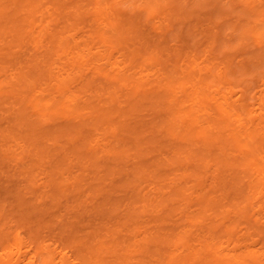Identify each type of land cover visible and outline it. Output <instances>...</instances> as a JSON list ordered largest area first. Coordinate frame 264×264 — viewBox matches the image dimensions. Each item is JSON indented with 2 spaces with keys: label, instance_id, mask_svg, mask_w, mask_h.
I'll return each mask as SVG.
<instances>
[{
  "label": "rangeland",
  "instance_id": "rangeland-1",
  "mask_svg": "<svg viewBox=\"0 0 264 264\" xmlns=\"http://www.w3.org/2000/svg\"><path fill=\"white\" fill-rule=\"evenodd\" d=\"M108 1L113 4L117 17L119 21L121 19L123 26L131 28V31L127 32L126 35L123 32L124 37H122L121 33V40H116V38L104 39L102 37L104 26H101V21L104 19L105 11L110 8V5H106L108 2L106 3L101 0H16L17 3L11 6H9L10 3L7 4L9 7H7L6 11L10 14H15L18 11L17 8H20L16 16L22 28L20 31L7 30L6 34L0 33V150L2 151V153L0 152V159L2 160H0V204H2L0 205V211L3 214L5 209L4 214H6L2 216L0 212V242L3 243V247L5 248L4 251L2 243H0V252L3 250L4 253L7 252L6 256H9L8 259L6 257L4 259L3 252L0 253V256H2L0 257V264H7L12 260L13 264H25L28 261H32L35 250L37 251V245L39 247V243L45 240L46 243H44L51 247L53 254L60 247L57 250L58 252H56L57 254L55 253L52 256L57 258L60 264L67 261V264L70 261V264H123V262H125L124 264H129L133 259L135 261L131 264H143L137 263L141 259L144 261L151 260V263H155V257L159 256L150 257V253L142 251L139 244H142L140 242H144V238L151 237L156 232L163 231L168 233L169 230L175 234L186 232L185 236H187V240L190 242L188 244L179 242L171 246L170 253L166 254L167 256H171L170 264H189L184 262V254L190 250V247L196 246L198 241L203 242L207 236V231L205 230L209 222L207 218L205 219L206 216L200 213L203 207L201 204L204 201L202 199L205 191L201 192L197 190L198 187L194 186L193 178L184 180L180 176L185 166L177 167L171 163H166V165L162 163L160 166H153L152 169L153 158L159 160L163 156H172L170 154L173 153L169 152L171 151L170 147L168 146L167 148L166 146L168 145L167 142L176 143L177 141L175 135L162 136V133L160 134V132L154 130V124L158 123L161 118L159 110H155V104L157 105V103L153 101L166 99L163 97L160 99L158 96L166 93H164L166 91L164 85L170 82V75L178 74L184 78L185 84L178 85V82L174 81L175 87L171 90L169 100L171 103L175 102L177 106H180L182 110L180 114L187 113L186 115L189 114L188 116L190 117H198L200 115L201 119L215 117L219 115L218 108L219 103H221L217 98L225 97L230 104L231 102L233 103V105L231 104L233 106L231 109L226 108L229 112L226 113L227 116L224 121L228 125L223 131L225 136L234 133L239 135L245 134L251 117L264 116V74L257 72L255 74L244 75L242 73V76H240L243 71L240 63L243 61L246 63L245 59L255 54L254 52H257V49L252 43L247 48L248 54L242 51L246 48L239 50L237 43L238 35L235 30L236 25L247 23V19L242 17L240 11L247 7L254 8L255 10H264V0H221L220 3H217V6L204 5V7H197L194 4L196 0H173L174 3L171 4L161 0V9L159 11L157 9V11L150 14H143V1L145 0ZM21 5L24 7H21ZM33 8L35 10L31 12L30 10ZM261 18L262 16L257 18L258 20L252 22V25L259 24L262 21ZM2 19L0 18V20ZM32 21L38 24L43 21V31L36 34L29 33L32 29ZM131 21L132 24H130ZM1 22L3 23V21ZM6 25L11 26L12 24L7 22ZM2 29L0 27V31ZM39 34L44 35V48L39 45V50L32 48L26 54L28 46H25L24 43L32 41L31 37ZM136 34L138 37L135 36ZM51 35L65 38L69 42L66 45L68 50L71 49V51L77 54V51L73 47V37L75 35L80 45L86 49L84 56L81 58L74 57L70 61L61 48H56ZM111 35H114V33H111ZM214 35L219 36L215 38ZM257 37L259 36L257 35ZM252 40H249V42ZM144 44L148 46V49H142ZM47 46L52 50L49 51ZM133 49H140V54L138 55V51L136 53L137 59H132L134 56L132 54ZM43 50H46V52L48 50L47 54ZM31 52L39 60L47 58L48 63L41 65L42 69L46 72H49V67L59 65L62 68V73L63 71L65 73L66 71H70L71 68L73 69L71 67L72 62L78 66L77 70L75 69L74 71L75 75L73 74L74 76L69 82L71 92L68 96L64 97L62 95L60 97L61 94H58L57 90H55V95L53 92V97H49V95L52 96L50 94L52 92H48L50 90L47 89L48 91L44 93V90H46V86L43 87L46 85L44 81L41 83V89L40 84L36 85L37 87L29 93L30 97L28 92L27 94L26 92L22 93L25 81L17 77L19 75H17L18 70L15 64L20 66V64H17L18 61L25 60L32 54ZM141 55L153 57L154 62L142 61L140 59ZM228 63L229 65L231 63L232 67ZM23 66H27V64L24 63ZM208 67L212 68L214 76L219 74L220 70L223 69V74H227L229 80H219L218 75L216 77L210 75L211 77L208 80L209 86L206 88L207 95L205 97L201 89H199L200 86L197 82L191 79V75L208 78ZM231 68L238 69V73L236 72L237 78L229 76ZM240 70L242 71L240 72ZM35 71L36 73L38 72L37 69ZM93 76L96 78L93 79ZM171 78V84H173V77ZM51 83L56 84L57 82L52 81ZM41 90L44 95L41 93ZM148 95L150 96L148 97ZM21 96L28 97L26 99L27 104L24 105L25 108H22L23 106L20 100H18ZM54 97L55 99H53ZM62 97L63 99H61ZM112 97L116 98L117 105L115 107L120 110V113L113 114L112 120L107 121L105 114H109L113 109L112 106L108 107ZM40 100L41 105L45 103L50 104L52 100H54L55 105H58L59 102L60 108H62L59 111L60 114L53 117L44 115V117L39 118L36 111L38 107H35V105ZM199 100L203 101L199 102ZM201 104H204V106H200ZM243 104H246L245 111L242 110ZM18 107L24 109V111L26 110L28 122L24 126L22 124L21 133L18 130L17 132L15 131L16 134H12L10 133L14 132L12 127L18 123L16 117H14L18 115ZM204 107H207V109ZM95 118V122L99 120L101 123H94L93 119ZM10 119L12 125L11 123L9 124ZM149 122L151 123L149 124ZM125 124L132 128L121 130L120 125ZM28 125L34 127L36 131L35 138L26 130L28 129ZM10 126H12L11 130H8ZM113 127H116V131L118 132L114 130L113 133ZM49 130L50 134L47 133ZM69 131L71 132L69 133ZM203 131L209 132L212 130ZM53 132H55V136L57 135V137L53 136ZM79 137L80 139L78 140ZM137 137L139 140L141 139L142 148L135 147ZM158 137L162 140L164 138V140H157ZM120 138L124 139V146L122 148L126 147L129 152L127 153V157L125 155L121 160H117L107 150L110 147H117L119 142L116 140ZM84 143V147L88 151L85 154L78 153V146ZM159 144L160 146L162 145V148L157 147ZM106 145H108V148H106ZM42 147L46 149V155H42ZM3 148L6 152H4ZM212 148L214 153L225 152L226 155L222 158H227V156L232 157V160L237 161V163L238 160L248 157L247 152H241L231 144L225 143L222 145L218 143ZM96 152H99L97 163L94 161L95 157H93ZM2 155H6L5 160H3ZM66 156L69 157V160L64 162ZM255 157L258 160V165L255 167L259 168V157L256 155ZM145 164L149 166V174L147 171L142 175L144 179L137 182L138 184H131L132 190L130 187L127 188L126 185L130 182L129 180L140 175L137 168L141 165L145 166ZM58 167L62 169L58 171ZM131 167L132 169L130 170ZM231 171H234V169H231ZM174 172L176 175L173 174ZM229 174L220 172L215 168L204 170L201 185H203L205 190L208 189L207 191L211 192L212 190L213 192L217 190L219 183L222 184V180L225 177L229 178ZM164 175H167L168 178ZM74 176L76 177L74 178ZM72 178L74 180L79 178L80 181H74ZM150 178L154 180L151 181ZM169 178L171 179V183ZM249 178L250 176L247 174L242 179V183L248 186ZM165 179L167 183L164 181ZM178 183L180 188L183 186L180 193L176 190V184ZM255 183H258V181H255ZM168 184L169 186L167 187ZM74 185H76V189L73 188ZM223 185L222 187L220 186V189L218 188L219 193L215 196H221L220 193H222ZM135 187L144 199L146 195L147 198L137 205L140 207L137 220L127 223L125 220L129 215V207H127L125 201L128 203L129 196L133 195ZM150 189L152 190L150 191ZM80 190L84 192L80 193L81 196L79 194ZM200 194L203 195L201 196ZM40 195H43V197L39 199ZM47 196L49 197L47 198ZM162 196L164 197L163 199ZM165 196L168 198H165ZM148 198H152L156 203L154 202L152 205H149L148 201L150 202V200ZM37 199L38 201L42 199L41 203H37ZM158 199L159 201L171 199L170 216L167 215V210L163 203L158 204ZM256 199V197L251 199V204L253 205L251 208L256 209L255 214L258 215L259 213L260 215V217L256 215L255 218L264 220V209L263 214H260L258 208L262 203L258 199V205L256 206ZM118 200H120V206H118ZM109 201L113 204H107ZM226 203L228 207L229 203ZM80 204L83 205L80 206ZM90 205H92V210L94 211L91 210ZM104 206L109 208V211L113 208L112 211L116 210L115 212H119V214L108 219V215L103 214L101 211V209H104ZM94 207L98 211H95ZM227 207L225 206L224 208ZM24 213L25 215H23ZM210 213L214 214H211V217L215 219L216 214L213 211L211 212V210L207 212L209 215ZM6 217L8 219L4 220ZM231 217L234 218L233 214ZM217 218H222V216L218 215ZM240 219L238 220L239 223H237V229L245 231L247 225L244 222V218ZM5 221L10 225L5 224ZM25 223L27 224L24 228ZM241 224L245 225L244 228H242ZM239 225L241 227H238ZM172 226L178 227L177 230H173ZM5 228H8L7 231ZM30 230L34 233H32L34 237L30 233ZM16 232L18 234L21 233L25 238L32 239L25 241L26 244L27 242L31 243L30 245L28 243L29 246L26 245L25 251L23 250L24 247L20 250V252L22 251V258H20V252L19 255L17 254L19 244L14 245V243L17 244L18 242L13 238L14 234L17 240L16 236L18 235ZM6 235L7 238L8 236H13L14 242L9 243V240L11 242V238L7 239ZM4 238L9 244L6 245V241L3 242ZM259 239L256 238V242L254 241L257 248L263 245L261 243L263 241ZM49 241L53 242L50 243ZM115 241L122 242L123 245L129 244L130 248L128 250H131L132 256L128 257L129 254L127 255V253L129 252L124 248L118 247L115 250L114 248H109L113 243L116 244ZM4 243L8 249H6ZM62 246L65 247V253ZM33 247L35 248L33 249ZM107 247L109 249H106ZM11 251L12 254L10 253ZM23 251L24 254L28 253L23 256ZM28 254L30 260H28ZM15 255L16 257L18 256L17 260ZM43 256L46 257L44 260ZM67 256L69 259L71 258L70 261ZM122 258L124 259L122 260ZM47 259L48 257L45 254L40 255L39 264H59V261L56 259H51L52 261L48 259V262Z\"/></svg>",
  "mask_w": 264,
  "mask_h": 264
},
{
  "label": "bare ground",
  "instance_id": "bare-ground-1",
  "mask_svg": "<svg viewBox=\"0 0 264 264\" xmlns=\"http://www.w3.org/2000/svg\"><path fill=\"white\" fill-rule=\"evenodd\" d=\"M101 1L106 2V3L108 2L106 5H110L109 9L106 8L107 10L105 11L104 19H103V21H101L102 22L101 26H104V28H103L104 31L102 32V37L104 39H106V38H116V40H121L122 39L121 38V33H122V37H124V33L126 35L127 32L131 31V28L130 27L129 28H125V25L123 26V24L121 22V19L119 21V18L117 17L116 9L113 7L112 3H110L108 0H101ZM143 2H144L143 14L144 13L150 14V13H152L154 11H157V9H158V11H159V9H161V7H160L161 0H145ZM164 2H169V4L174 3L173 0H164ZM220 2H221V0H196V1H194V4L197 5V7H204V5H212V6L216 5L217 6L218 5L217 3H220ZM8 3H10L9 6H11V5H13V4L17 3V2H16V0H0V18H3L2 20H0V27L3 28L2 31H0V33H3V34H6L7 30L20 31L21 28H22L21 25L18 23V19H17L18 17L16 16V14H17V12L19 11L20 8H17L18 11L15 14H10L9 12L6 11L7 7H9L7 5ZM21 7H24V6L21 5ZM181 7H182V4H181ZM218 8H219V6H218ZM34 10L35 9L33 8L30 11L34 12ZM176 11H177V8H176ZM240 12H241L242 17L247 19V23L235 26V30L237 31V35H238V41H237V43L239 45L238 49L241 50V49H245L246 48L245 50H242V51H244L245 53L248 54V49L247 48L250 45H252V43L254 44V46L257 49V52H254L255 54H253L251 56H248L245 59L247 61L246 63L244 61L240 63V67L243 70V71L240 70V72L242 71L240 76H242V73H244V75L255 74L257 72H259L260 74H264V15H263L264 10H260V9L255 10L254 8L247 7L245 9H242ZM261 16H262V18H261L262 21H260L259 24L252 25V22H256L258 20L257 18H260ZM1 21H3V23ZM7 22L11 23L12 25L11 26L6 25ZM133 22H134V20H133ZM127 24H129V23H127ZM130 24H132V21L130 22ZM260 24H261V26H260ZM43 25H44L43 21H41L39 24L36 23L35 21H32V23H31L32 29L29 31V33L30 32L34 33V34L40 33L41 31H43ZM121 29H123V30H121ZM111 33H114V35H111ZM257 35L259 37H257ZM43 36L44 35H41V34H39V35H37L35 37L33 36V37H31L32 41H28V42L24 43L25 46H28L26 54L28 53V50H32V48L33 49H38L39 45L41 47L44 46L43 44H44L45 40H43ZM135 36L138 37L137 34ZM216 36H219V35H214L215 38H216ZM51 38H52L53 42L56 44V48L57 47L61 48V50L65 53V56L69 57L70 61L74 57L81 58V57L84 56V53H85L86 49L83 48L80 45V43L78 42L79 40L76 38L75 35L73 37V40H74L73 41L74 42V46L73 47H74V50L77 51V54H75V52L71 51V49L68 50V47L66 45L69 42L67 40H65V38L60 37V36H56V35H51ZM249 40H252V41L249 42ZM47 49H49V51L52 50L49 46H47ZM142 49L146 50V49H148V46H146V44H144ZM41 50H42V48H41ZM41 50H40V52H41ZM137 51H138V55H139L140 54V52H139L140 49H137V50L133 49L132 54L134 56L132 57V59H137V57H136ZM43 52H46V50L45 51L43 50ZM47 52H48V50H47ZM47 52H46V54H47ZM33 53H34V51H33ZM33 53L30 54L25 60H19L17 64H20V66L15 64V67L17 66L16 68L18 70L17 75H19L17 77H19L20 79L25 81V84L23 86V91L21 90L22 93L26 92V94H27V92H28V95H29V93L33 89H35L37 87L36 85H38V84H40V89H41V83L44 81L46 83V85H44V86H43L44 83L42 84L43 87L46 86V90H44V93L46 91H48V90H50L48 92H52V93H50V94H52V96H50L48 94L49 97H53V92L55 90H57L56 92H58V94L59 93L61 94L60 97L62 95L64 97L68 96L69 93L71 92L70 91L69 82L72 80L73 76L75 75L74 71H75V69L78 66H76L75 63L72 62V66H71V64H70V66L73 67V69L71 68L70 71H66L65 73L63 71V73H62V68L59 65L58 66H53V67L50 65L51 68L50 67L48 68L49 72H46V71H44L42 69L41 65L44 64V63L45 64L48 63L47 60H46L47 58L46 59L43 58V59L39 60V58L36 57ZM38 54H39V52H38ZM40 58H41V55H40ZM140 59H142V61L149 62V63H153L154 62V58L153 57H145L144 55H141ZM49 61H50V59H49ZM194 62H195V60H194ZM24 63H26L27 66H23ZM228 65H229V63H228ZM213 66H214V64H213ZM229 66L232 67L231 63H230ZM44 67H45V65H44ZM46 67H48V66H46ZM210 67H208V71H209L208 72L209 73L208 74V76H209L208 78H204V77L202 78V76L201 77H196V75H191L192 76L191 79L195 80L194 82H197V84L200 86L199 89H201V91L203 92L204 96L207 95L206 94L207 93V89L206 88L209 86L208 80L210 79L211 76L216 77L218 75L217 77H219V80H223V79L229 80L228 75L227 74H223V69L220 70L219 74L214 76L213 73H212L213 70ZM24 69H26V71H24ZM36 69L38 71L37 73L35 71ZM257 69H259V71H257ZM64 70H66V69L64 68ZM237 70L231 68L230 73L228 72L229 76L231 75L232 76L231 78H237V76H236V72L238 73ZM226 71H228V70L226 69ZM67 73H69V74L67 75ZM65 74H66V77H65ZM171 77H173V84H171V82H172V80H171L172 78ZM95 78L96 77L93 76V79H95ZM52 81L53 82L55 81L57 83L56 84H52L51 83ZM174 81L178 82L177 83L178 85H184L185 84L184 78L180 77V75H178V74H173L172 76L170 75V82H167V84L164 85L165 86V90H166V91H164V93L165 92L166 93L164 95H162L163 94L162 93V94H160V96H158V98L160 97V99L162 97L166 98V99L165 100L163 99L162 101L161 100H154L153 101V102L157 103V105L155 104V106H156L155 110L156 109L159 110V116H160L161 119H160V121L158 123H155L154 126L153 125H151V126H153V128H154V130L156 132H160V134L162 133L163 134L162 136L175 135L176 138H177V141H176V143L167 142V144H168V145H166L167 148L169 146L170 147L169 149H171V151H169V150H167V151L172 152L173 154H170L172 156H166V157L163 156L162 159L160 158L159 160H155L153 158V160H155V161L152 160L153 163L151 164V167L153 169V166H160L162 163H165V165H166V163H168V164L171 163L172 165H176L177 167L185 166L184 171L182 170V173H180L181 174L180 176H182V178L184 180L193 178L192 180L194 181V186L196 188L198 187L197 190H199L201 192L205 191L203 199H202V201L204 200L203 203L201 201V203H202L201 206L203 205V207L201 208L202 211H200V213L204 214L206 216L205 219L207 218V220L209 222L207 227H206V230H205V231H207V236H206V238H205V240L203 242L198 241V243H196V246L190 247V250L187 251V253L184 254L185 255L184 262L185 263H189V264H264V220L262 219L263 220L262 221L261 218H255V216L257 215V214H255L256 209H252L251 208L253 206L251 204V199L253 197H256L257 198L256 199V201H257L256 202V206L258 205V199H259L261 201V203H262V205H260L258 207L259 208V212H260V214H263V209H264V116L259 115V116L251 117L249 119V126H247V132H245L246 135L245 134H240L239 135L237 133H234L232 135L225 136L223 134V131L225 130V128L228 125L224 121L226 120V116H227L226 113L229 112V111L226 110V108L228 107L229 109H231V107H233L232 106L233 103L231 102V104H232L231 105L230 102L227 99H225V97L217 98L219 102L221 101V103H219V108H218L219 109V111H218L219 115H216L215 117L213 116V117H209V118L206 117L204 119H201L202 117L200 118L199 117L200 115H198V117H192V116L190 117V116H188L189 114L186 115L187 113L186 114L184 113L185 115L184 114H180L182 112L180 106H177L175 104V102L171 103V101L169 100V98L171 97V90H173L174 87H175ZM21 86H22V84H21ZM49 87H50V89H49ZM40 89H39V91H40ZM42 90H41V93H42ZM38 94H39V92H38ZM42 94H40V95H42ZM54 95H55V92H54ZM149 96L150 95H148V97ZM29 97H30V95H29ZM60 97H59V99H60ZM27 98L24 97V96H21V97L18 98V100H20V102H21V105L23 106L22 108H25L24 105L27 104V102H26ZM221 98H222V100H221ZM47 99H49V98L47 97ZM53 99H55V97ZM61 99H63V97ZM52 101H53V103H52ZM52 101L50 102V104L45 103L43 105H41V100H40V102H36L35 107H38L36 109V111H37V115L39 116V118L44 117V115L49 116V117H53V116H56V115L60 114L59 111H61L62 108H60L59 102H58V105L57 104L55 105L54 100H52ZM202 101L199 100V102H202ZM167 103H169V105H167ZM137 104H139V103H137ZM116 105H117L116 104V98L112 97L110 102H109L108 107L112 106L113 109L111 110V112L109 114H105L106 118H107V121L108 120L109 121L112 120L111 118H113L112 117L113 114L120 113V110L115 107ZM200 106H204V104L203 105L201 104ZM22 108H19V110L16 109L18 111V113H17L18 115L14 116V117H16V121H18V123L16 124V121H15L16 125L14 127L10 126V129H8V130H11V127H12V130L14 131V132H10L12 134H16L15 131L17 132L18 130L21 133L22 124L24 126L28 122V120L26 119L28 114L26 113V110L24 111V109H22ZM137 108H139V106H137ZM204 108L207 109V107H204ZM16 110H15V112H16ZM242 110L243 111L246 110V104L242 105ZM181 115H183L184 117L181 116ZM11 119H13V118H11ZM11 119H10L9 124L11 123V125H12ZM93 120H94V123H96V124H100L101 123V122H99V120H97L95 122L96 118L93 119ZM186 120H189V121H186ZM150 123L151 122H149V124ZM116 127H113V129H112L113 133H114V130L116 131V129H117ZM120 128H121V130H127V129H130L132 127H130V126L128 127L125 124V125H120ZM26 130L29 131V134H32L33 136L36 135V131L34 130L33 126H29L28 125V129H26ZM61 130H62V128H61ZM203 130H205V131L212 130V131L204 132ZM245 130H246V128H245ZM70 132L71 131H69V133ZM116 132H118V131H116ZM43 133H44V131H43ZM47 133L50 134V130ZM151 133H152V131H151ZM157 135H158V133H157ZM53 136H55V132H53ZM40 137H41V135H40ZM55 137H57V135ZM71 137H72V135H71ZM151 137H152V135H151ZM34 138H35V136H34ZM34 138H33V140H34ZM73 139H74V137H73ZM79 139H80V137L78 138V140ZM152 140H153V138H152ZM155 140H156V138H155ZM157 140H162V139H159V137H158ZM163 140H164V138H163ZM75 141L77 142L76 139H75ZM116 141L119 142V145H117V147H115V148L110 147V149H108L107 152L109 154H113L114 157L117 160H121L123 158V156L126 155V157H127V153L129 152V150L126 147L122 148L124 146V144H123L124 143V139L123 138L122 139L120 138L119 140H116ZM135 141H134L135 144H136L135 147H138V148L139 147L140 148L143 147L141 142H140L141 139L139 140V138L137 137V139ZM218 143L222 144V145L225 144V143L231 144V145L237 147V150H239L241 152H247L248 153V157H246V158H244L242 160H238V163H237V161H233L232 157H228L227 156V158H222V157H224L226 155L225 152L214 153L212 151V149H213L212 147L215 144H218ZM107 144L109 145L108 142H107ZM84 145H85V143L83 145L78 146V150H79L78 153L85 154V152L88 151L87 149H85ZM108 145H106V148H108ZM152 145L154 146V144H152ZM164 146H163V149H164ZM157 147L158 148H162V145L160 146V144H159V146L157 145ZM3 150H4V148H3ZM41 151H42L41 152L42 155H46L47 154V151H46L45 148L42 147ZM76 151H77V149H76ZM158 151H159V149H158ZM0 152L2 153L1 150H0ZM4 152H6V151L4 150ZM94 155H95V156H93V157H95L94 161L97 163L98 162L97 161V157L99 156V152H96ZM159 155H160V153H159ZM166 155H167V153H166ZM255 155L259 157V160H260L259 161V165H260L259 168L260 169L255 167L256 165H258L257 164L258 160H257V157H255ZM5 156H3V158H4L3 160H5ZM163 158H164V160H163ZM67 160H69V157L66 156V159L64 160V162H66ZM137 165H139V163H137ZM141 166L137 168L138 174H140V175L138 176V174H136V176H138V177H136L134 179H130L129 180L130 182L128 183V185H126L127 188L130 187L131 184L133 185V183H137L140 180L144 179V177L142 175L149 170V166H146V164H145V166L144 165H141ZM213 168L218 169V171H220V172L230 173L229 174V178L225 177L224 180H222V184H224V185H223V189L221 190L222 193H220L221 196L220 195L215 196V195H217V193H219L218 188L220 189V186L222 187V184L219 183L217 185L219 187L218 188L216 187L217 190H215L213 192H212V190H211V192L207 191L208 189L205 190L203 185H201L202 184L201 178H202L204 170H209V169H213ZM61 169L62 168L58 167V171L61 170ZM131 169H132V167L130 168V170ZM231 169H234V171H231ZM115 171H116V169H115ZM151 172L153 173V171H151ZM147 173L149 174V171ZM133 174H134V172H133ZM173 174L176 175L175 172ZM247 174H249V176H250V178H249L250 181H249V185L248 186H246L244 183H242L243 182L242 179L245 178L247 176ZM164 176L167 177V175H164ZM177 176H178V172H177ZM75 177L76 176H74V178ZM128 177H129V175L127 176V179H128ZM74 178H72V180H74ZM166 179L164 181H166ZM76 180H77V182L80 181L79 178H77ZM76 180H74V181H76ZM152 180H154V179H151V181ZM127 181H126V183H127ZM177 181H178V178H177ZM255 181H258V183H255ZM145 182H146V180H145ZM123 183H124V181H123ZM166 183H167V181H166ZM168 183H169V180H168ZM170 183H171V179H170ZM182 184H183V182H182ZM76 185H74L73 188H75ZM160 186H161V184H160ZM168 186H169V184L167 185V187ZM140 188H141V186H140ZM150 188H151V186H150ZM158 188H159V185H158ZM176 188H177L176 190L180 193V191L182 190L183 186H182V188H180L179 183H178V184H176ZM131 190H132V188H131ZM151 190L152 189H150V191ZM167 190H168V188H167ZM20 191H21V189H20ZM133 191H134V193L132 192L133 195L129 196V194H128V196H129L128 203L125 201L127 207H129V213H128L129 215H128V217H126V220H125L127 223L128 222H134V220H137V217L139 215L138 210L140 208L137 205L141 201L146 200V198H147V195H146V198L144 199V197L141 196L140 192L137 191L136 187L133 189ZM150 191H149V195L151 194ZM169 191H170V189H169ZM164 192H165V190H164ZM80 193L82 194L84 192L82 190H80L79 194ZM81 194H80V196H81ZM86 196H88V195H86ZM191 196H192V194H191ZM42 197H43V195H40L39 199L42 198ZM48 197L49 196H47V198ZM51 197H53V196H51ZM163 198L164 197L162 196V199ZM165 198H168V197L165 196ZM170 198H171V196H170ZM53 199H54V197H53ZM19 200H21V198H19ZM120 200H118V202H119L118 206H120ZM149 200H150V202L147 200L148 203H150L149 205H152L155 202V201L152 200V198L149 199ZM41 201H42V199H41ZM41 201H38V199H37V203L38 202L41 203ZM158 201H159V199H158ZM2 202H3V200H2ZM225 202L229 203L228 207H227V203L225 204ZM253 202H255V201H253ZM37 203H36V205H37ZM161 203H163L164 207L166 208L167 215L170 216L171 215V206H170L171 205L170 204L171 203V199H166L165 201L164 200L163 201L160 200L158 204H161ZM190 203H192V202H190ZM20 204L22 205L21 202H20ZM107 204H113V203H111V201H109ZM143 204H145V203L143 202ZM0 205H2V204H0ZM82 205L80 204V206H82ZM225 206L227 208H224ZM254 206H255V204H254ZM2 207L4 208V206H2ZM45 207H46V205H45ZM5 208H6V206H5ZM84 208H85V206H84ZM90 208L92 210V205H90ZM103 208L104 209H101V208L100 209L103 212V214L108 215V219L111 218L114 215H118L119 214V212H115L116 210L112 211L113 208H111V211H109V208H106V206H104ZM95 209H96L95 211H98L97 208H95ZM210 210H211V212L213 211L216 214V217L214 216L215 219H213V217H211L212 215H214L213 213H210V215L207 214V212L210 211ZM92 211H94V210H92ZM126 211H128V210L126 209ZM0 212H1L2 216L6 215V214H4L5 213V209H4V213L3 214H2V211H0ZM232 214H233L234 218L231 217ZM23 215H25V213ZM218 215H221L222 218H217ZM258 215H259V213H258ZM9 216H10V214H9ZM25 217H24V219H25ZM259 217H260V215H259ZM263 217H264V215H263ZM240 218H244V222L247 225V229H245V231H241V230L239 231L237 229V223H239L238 220ZM7 219H8V217H6V219H4V220H7ZM30 220L31 219L29 218V221ZM43 222H42V224H43ZM59 223H60V221H59ZM62 223H63V221H62ZM62 223H61V225H62ZM5 224H9V223L7 221H5ZM26 224L27 223H25L24 228L26 227ZM50 224H52V223H50ZM175 226L174 227L172 226L173 230H177L178 227L176 228ZM241 226H242V228H244L245 225L241 224ZM241 226L239 225L238 227H241ZM7 229H6V231H7ZM34 229H35V227H34ZM13 231H15V230H13ZM22 231H23V227H22ZM38 231H39V229H38ZM10 232H12V231L10 230ZM28 233H29V231H28ZM30 233L32 234L33 232H31V230H30ZM181 233L175 234L174 232L171 233V230H169L168 233H165L163 231L162 232H156L154 234L152 233L153 235L151 237L144 238L143 240H144L145 243L144 242H140L142 244H139L141 246V250L144 251V252H147L148 254L150 253V257H153V258L155 256H159V257H155V263H151V260L150 261H144L142 259L139 262H137V263H143V264H170L171 263V256H167L166 254L170 253L171 246L172 245H176L179 242H182L183 244L190 243L187 240V236H185L186 232H184L183 234H181ZM14 234H15V232H14ZM14 234H13L14 237L13 236L12 237L15 239V241H18L17 244L14 243V245L16 246V245L19 244V247L18 248L16 247L18 249L17 254L19 255L22 252V251L20 252V250L23 247H24L23 250L25 251L26 245L29 246L31 244L29 242H27V244L25 243L26 240L29 239V241H30L31 238H25V236L23 237L21 235V233L18 234V232H16V234L18 235V236H16L17 237V240H16ZM33 234H32V236L34 237ZM36 234H35V236H36ZM4 235H5V233H4ZM37 236H38V234H37ZM12 237L8 236V238H11V242L9 240V243H13L14 242ZM2 238H3V233H2ZM6 238H7V235H6ZM256 238H260L263 241V242H261V243H263L262 247L259 246L260 248L259 247L257 248V245L254 244V241L256 240ZM3 242H5L6 245L9 244V243H7V240H5V238H4ZM34 242H35V240H34ZM39 242H40V239H39ZM44 242L46 243V240ZM44 242L41 241L39 243V247H38V245L36 243L37 251L35 250V253L33 255L34 259L32 260V258H31L32 261H28V260H30L29 259V254H28V260H26L28 262L25 263V261H24L25 264H39L40 255H44V254H45V256L48 257L49 260H51V259L52 260H54V259L57 260V258L52 257V256L56 252H58L57 250L60 249V247L58 248L59 244L57 246L58 249L56 251L54 250L55 253L53 254V250L51 249V247H49V245L45 244ZM51 242H53V241H51ZM0 243H2V242H0ZM5 243H4V246H6ZM28 243H29V245H28ZM47 243H48V240H47ZM124 243H125V241H124ZM114 244L115 243H113V245L111 247H109V248H112V249L114 248V250L118 249V247L124 248V249H126V251L129 252V253H127V255L129 254L128 257L132 256L131 255L132 254L131 250L130 251L128 250L130 248L129 244H127V245L124 244L123 245V243L119 242V241H117L115 245ZM0 246H1V244H0ZM9 246H11V245H9ZM2 247H3V243H2ZM34 248L35 247H33V249ZM64 248L65 247H63V250H64ZM109 248L107 247L106 249H109ZM4 249L5 248L3 247V250ZM6 249H8L7 246H6ZM27 249H28V247H27ZM3 250H2V252H3ZM28 250L30 251V249H28ZM63 250H62V253H63ZM7 251H9V250H7ZM24 251H23V256H25L28 253L27 252V253L24 254ZM2 252H0V253H2ZM32 252H34V251H32ZM65 252L66 251L64 250V253ZM6 253L3 252V255H4L3 258L4 259H5V257H6V259H8V257H9V256L8 257L6 256L7 255ZM10 253L12 254V251ZM13 253H16V252H13ZM62 253H61V256H62ZM214 253H216V254H214ZM66 255H65V258H66ZM0 257H2V256H0ZM17 257L15 255L16 260H17ZM56 257H57V255H56ZM125 257H126V254H125ZM135 257H136V255H135ZM20 258H22V253H21V257ZM44 258H46V257L43 256V260H44ZM124 258H122V260ZM48 259H47V262H48ZM68 259H69V257H68ZM70 259H69V261H70ZM9 260H10V258H9ZM41 260H42V258H41ZM63 260H64V257H63ZM2 261H3V259H2ZM57 261H59V260H57ZM133 261H135V260L133 259L129 264H131ZM0 262H1V260H0ZM67 262L66 263L64 262L63 264H67ZM70 262H69V264H70ZM124 263L125 262H123V264ZM3 264H6V263H3ZM7 264H13V260L9 261ZM59 264H60V261H59Z\"/></svg>",
  "mask_w": 264,
  "mask_h": 264
}]
</instances>
